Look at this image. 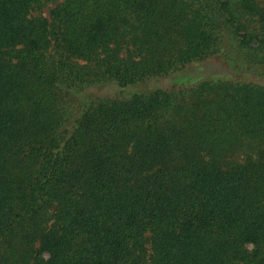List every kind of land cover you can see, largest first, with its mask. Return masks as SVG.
Masks as SVG:
<instances>
[{
	"label": "trees",
	"instance_id": "obj_1",
	"mask_svg": "<svg viewBox=\"0 0 264 264\" xmlns=\"http://www.w3.org/2000/svg\"><path fill=\"white\" fill-rule=\"evenodd\" d=\"M0 264H264V0H0Z\"/></svg>",
	"mask_w": 264,
	"mask_h": 264
},
{
	"label": "rangeland",
	"instance_id": "obj_2",
	"mask_svg": "<svg viewBox=\"0 0 264 264\" xmlns=\"http://www.w3.org/2000/svg\"><path fill=\"white\" fill-rule=\"evenodd\" d=\"M46 12V10H45ZM220 61L217 59H211L208 61V65L206 66V71L208 72H221V67L219 65Z\"/></svg>",
	"mask_w": 264,
	"mask_h": 264
}]
</instances>
